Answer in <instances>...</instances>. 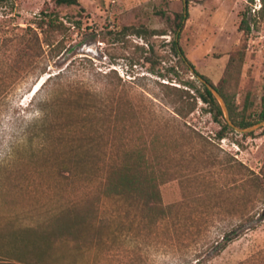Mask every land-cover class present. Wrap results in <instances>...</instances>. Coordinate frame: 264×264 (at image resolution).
I'll return each instance as SVG.
<instances>
[{
  "label": "rangeland",
  "instance_id": "obj_1",
  "mask_svg": "<svg viewBox=\"0 0 264 264\" xmlns=\"http://www.w3.org/2000/svg\"><path fill=\"white\" fill-rule=\"evenodd\" d=\"M78 1L0 5V247L25 262L38 253L42 264H264V198L249 178L264 180V127L218 140L207 105L197 98L184 121L159 86L200 89L195 72L223 80L237 116L259 119L263 0ZM42 9L67 28L53 60L25 32ZM176 13L185 19L174 34ZM243 14L248 34L238 30ZM191 130L204 140L189 143ZM143 159L161 183L166 218L156 225L139 221L138 200L108 195L114 168ZM244 219L258 224L236 237Z\"/></svg>",
  "mask_w": 264,
  "mask_h": 264
},
{
  "label": "trees",
  "instance_id": "obj_2",
  "mask_svg": "<svg viewBox=\"0 0 264 264\" xmlns=\"http://www.w3.org/2000/svg\"><path fill=\"white\" fill-rule=\"evenodd\" d=\"M5 0H0V5L4 3ZM56 6H77L79 4L78 0H53ZM259 16L261 20L264 22V0L263 5L259 10ZM185 16L184 13H176L174 18L171 20V28L173 33H177L182 27V22L184 21ZM250 22L247 19V15L243 14L238 30L243 34H248L250 32ZM67 28L64 23L60 20L59 16L50 10L42 9L40 13L35 17L33 22L25 28V32L30 35V39L36 42L39 47L44 46L47 49V56L49 60H53L60 56V54L65 49V34ZM123 31L127 34L137 35L143 37L145 31L133 29L131 27L123 28ZM152 35L163 36L166 35V32H151ZM171 46H173V50L175 54L178 53L177 42L175 38H173L171 42ZM237 53H234L230 57V61L227 69L231 66L233 60ZM7 63L11 70H14L10 65L11 61L7 58ZM240 63L242 62V57L239 58ZM174 71V70H172ZM43 73V72H42ZM112 71L109 73H105L106 78H110ZM227 73V71H226ZM196 76H201L208 84L213 86L219 94L224 98L232 123L239 128H249L261 121L264 120V111L259 115V119L257 120H249L244 117H238L237 114L233 111L228 96L225 94L223 80H221L217 85H213V83L206 78L205 76L197 74ZM60 78V74L57 73L55 75L49 76L48 80L58 79ZM168 83H160L159 86L163 91V99L166 101L167 105L170 106L172 112L182 120H186L190 114L196 111L197 109V98L200 99L205 105L209 107V113L212 115L214 121L219 125L220 129L216 134V138L221 140L226 137L228 132H233V128L230 127L226 121L224 120L223 113L221 111L220 106L218 105L216 99L212 95V93L208 90V88L201 84V88L197 89L192 82H187L182 84L188 89L182 88L181 86L169 85ZM194 91L191 93V91ZM195 93V94H194ZM120 106H123L124 110L129 112L133 111V105L128 98H121L119 102ZM43 112L42 109L39 110ZM119 112V111H118ZM251 135V134H244ZM189 143L192 141H200V139L204 138L200 136V134L196 133L194 130H191L190 134H187ZM206 140V139H205ZM131 158L130 153L125 154V157ZM250 182L256 187L257 192L259 193V197L264 198V180L262 174H255L254 172H249ZM111 185V193L108 195L114 197H124L127 199L138 200V214L139 221L141 223H148L152 225L158 224L159 221L164 220L166 218V211L162 205V199L160 195V182L156 179L155 170L150 169L148 162L146 160H142L136 166L125 162L119 168H114V170L110 174ZM248 178H245L247 180ZM111 184V183H110ZM139 198V199H138ZM255 217V216H254ZM251 216V219L254 218ZM247 219V218H246ZM246 219L240 221L237 225V229L240 231L236 237L242 236V234H246L249 231L255 230L256 224L260 220H264V208L261 213L258 214L257 220L258 222L254 226H250L246 228ZM70 226L62 227V230L66 229V232L69 230ZM225 239L224 246L227 247L230 243L233 242L230 238H222ZM12 253H17L18 257L13 259L11 258ZM24 254L20 253L16 250L14 252H10V250H6L0 247V264H42L40 260V254L35 253L34 260L32 262H25L21 258ZM197 260L196 263H198Z\"/></svg>",
  "mask_w": 264,
  "mask_h": 264
},
{
  "label": "water",
  "instance_id": "obj_3",
  "mask_svg": "<svg viewBox=\"0 0 264 264\" xmlns=\"http://www.w3.org/2000/svg\"><path fill=\"white\" fill-rule=\"evenodd\" d=\"M196 78L201 84H204L208 88V90L212 93V95L214 96L218 105L221 108L224 120L226 121V123L230 127L233 128V130H235L238 133H249V132L259 130L262 127H264V120L253 125V126H251V127H249V128H239V127L235 126L231 121L229 110H228V107H227V104H226L224 98L219 94V92L213 86L208 84L201 76H196Z\"/></svg>",
  "mask_w": 264,
  "mask_h": 264
},
{
  "label": "bare ground",
  "instance_id": "obj_4",
  "mask_svg": "<svg viewBox=\"0 0 264 264\" xmlns=\"http://www.w3.org/2000/svg\"><path fill=\"white\" fill-rule=\"evenodd\" d=\"M37 89V88H36Z\"/></svg>",
  "mask_w": 264,
  "mask_h": 264
}]
</instances>
